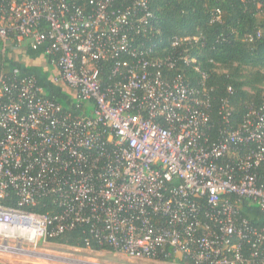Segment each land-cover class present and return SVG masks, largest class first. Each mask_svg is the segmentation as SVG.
<instances>
[{"label": "built area", "instance_id": "2783aa9c", "mask_svg": "<svg viewBox=\"0 0 264 264\" xmlns=\"http://www.w3.org/2000/svg\"><path fill=\"white\" fill-rule=\"evenodd\" d=\"M153 1L0 0V52L41 50L28 65L75 100L63 109L0 64V255L84 228L86 251L94 241L129 262L264 264V225L242 214L247 202L264 215V104L234 126L224 102L213 136L212 89L191 54L203 41L163 45ZM44 199L57 211L28 209Z\"/></svg>", "mask_w": 264, "mask_h": 264}, {"label": "trees", "instance_id": "16d2710c", "mask_svg": "<svg viewBox=\"0 0 264 264\" xmlns=\"http://www.w3.org/2000/svg\"><path fill=\"white\" fill-rule=\"evenodd\" d=\"M151 9L161 21L163 45L172 37L197 36L203 41V45H197L191 54L196 56L201 71L207 74L206 86L212 89L208 114L213 136H216L218 129L226 126L219 114L224 102L233 107L230 123L234 126L240 124L249 108L258 109L264 104V39L254 38L252 42L243 39L247 34L254 35L259 29L264 32V0H154ZM218 10L221 12L220 22L211 23ZM220 35H225L228 41L218 42ZM40 52L41 50L34 51L30 47L14 53L0 52L1 70L18 67L21 75L35 76L44 90V96L63 109H68L74 105L75 100L67 85L53 83L49 80V74L43 73L39 66L32 63L28 65L29 60ZM156 54L165 58L173 53ZM108 64L107 62L106 65ZM178 65L187 70L185 76L191 78L189 85L194 87L199 75L189 73L190 68L184 66L182 61ZM104 68L99 69L102 71ZM176 74L170 73V76ZM107 82L104 77L103 83ZM228 88L232 90L231 94L227 91ZM16 200L17 197L12 195L2 203L13 206ZM28 209L38 214L57 211L47 199ZM242 214L250 224L264 225V215L257 207H248L247 202L242 204ZM83 230L84 228H76L48 238L46 242L65 249L72 247L85 250L84 239L87 234ZM94 243L92 241V248L93 253H96L99 249ZM104 250L110 252L107 248Z\"/></svg>", "mask_w": 264, "mask_h": 264}, {"label": "rangeland", "instance_id": "374dc122", "mask_svg": "<svg viewBox=\"0 0 264 264\" xmlns=\"http://www.w3.org/2000/svg\"><path fill=\"white\" fill-rule=\"evenodd\" d=\"M13 52V51H12ZM25 246V245H24ZM26 252L23 256H2V264H157L147 261L129 262L121 256L111 252L93 253L86 250L75 249L72 247L62 248L48 242H38L25 247ZM158 264H170L160 262ZM178 264V263H177Z\"/></svg>", "mask_w": 264, "mask_h": 264}]
</instances>
